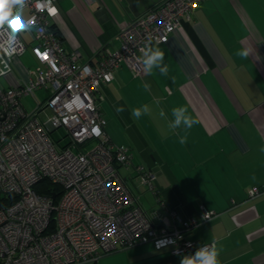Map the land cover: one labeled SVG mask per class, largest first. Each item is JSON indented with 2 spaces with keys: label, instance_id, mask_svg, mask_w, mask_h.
<instances>
[{
  "label": "crops",
  "instance_id": "0c3cea01",
  "mask_svg": "<svg viewBox=\"0 0 264 264\" xmlns=\"http://www.w3.org/2000/svg\"><path fill=\"white\" fill-rule=\"evenodd\" d=\"M159 1L133 0L139 15ZM56 5L53 26L60 43L68 53L78 52L81 62L93 61L102 49L116 50L117 33L136 17L125 0H58ZM156 46L165 52L166 76L158 68L134 75L121 65L101 87L106 133L113 144L129 148L135 163L154 171L159 196L178 220L196 216L201 204L220 213L188 234L215 244L219 264H264V192L247 197L251 187L264 188V0H204ZM243 49L250 51L247 58L236 55ZM143 105L151 113L132 117L131 109ZM180 106L197 121L185 144L179 143L183 128L168 127L172 109ZM122 172L153 217L160 211L155 195L142 186L134 191L131 177ZM96 264H180V259L144 243Z\"/></svg>",
  "mask_w": 264,
  "mask_h": 264
},
{
  "label": "built area",
  "instance_id": "2783aa9c",
  "mask_svg": "<svg viewBox=\"0 0 264 264\" xmlns=\"http://www.w3.org/2000/svg\"><path fill=\"white\" fill-rule=\"evenodd\" d=\"M202 1L160 0L119 30L116 50L86 62L64 49L52 27L58 0H28L27 14L0 28V264H96L144 243L181 260L205 245L188 234L220 213L201 204L196 216L178 220L157 195L154 171L110 141L100 109L101 87L114 72L124 65L142 74L138 58L149 37L151 46L167 42ZM21 32L35 42L37 64L24 76L14 70L29 45ZM40 88L47 95L28 110L23 98ZM60 127L70 140L64 147L50 136ZM122 171L155 195L160 211L153 217ZM263 192L251 187L247 197Z\"/></svg>",
  "mask_w": 264,
  "mask_h": 264
},
{
  "label": "clouds",
  "instance_id": "9594fccd",
  "mask_svg": "<svg viewBox=\"0 0 264 264\" xmlns=\"http://www.w3.org/2000/svg\"><path fill=\"white\" fill-rule=\"evenodd\" d=\"M28 0H0V28H5L11 24V21L15 18L23 16V7L26 5ZM149 47L147 49L141 48L142 60L138 58L139 62L142 63L144 71L147 74H151L154 68H158L161 75L166 76L168 74V66L163 64L165 52L160 47L151 46V37H149ZM241 58H247L250 55L248 49H243L236 53ZM163 65V66H162ZM144 88L150 90V85L145 84ZM123 111L122 108L117 109ZM151 113V109L148 105L131 109L132 117L139 119L142 115H148ZM163 116V111L161 112ZM172 115L174 120L168 125L170 130H176L183 128L185 135L180 136L179 143H187V130L191 129L197 121L188 114V109L184 106H180L172 109ZM261 152H264V147H261ZM220 252L215 244L198 247L194 254L184 255L180 264H219Z\"/></svg>",
  "mask_w": 264,
  "mask_h": 264
},
{
  "label": "rangeland",
  "instance_id": "374dc122",
  "mask_svg": "<svg viewBox=\"0 0 264 264\" xmlns=\"http://www.w3.org/2000/svg\"><path fill=\"white\" fill-rule=\"evenodd\" d=\"M32 45H35V42H31L28 45L27 49L25 50L24 54L22 56H20L19 59H18L19 64H17V68H18L19 74L21 76L26 75V68L33 69V67H35L37 65L32 53H31V46ZM0 84H2V85L5 84V81H4L3 78L0 79ZM46 95H47L46 90H44L43 88H40V89H37L34 92V97L27 96V97L23 98V101L25 102L27 109L28 110H32L34 108V106H35V99L43 100V98ZM50 136L55 142H57V144L60 147H64V146H66V145H68L70 143L69 137H68L65 129L62 128V127L51 131L50 132ZM93 145H94V143H89V144L85 145L84 148L85 149H89ZM77 150H78L77 148H74L73 151L77 152ZM128 184L134 191L137 190L136 186H135L136 183L133 182L132 179H129Z\"/></svg>",
  "mask_w": 264,
  "mask_h": 264
},
{
  "label": "water",
  "instance_id": "95a60500",
  "mask_svg": "<svg viewBox=\"0 0 264 264\" xmlns=\"http://www.w3.org/2000/svg\"><path fill=\"white\" fill-rule=\"evenodd\" d=\"M128 4V8L133 12L134 15L138 16V12L135 8V4L133 2V0H125ZM138 3H140L141 5H145V0H136ZM158 1V0H157Z\"/></svg>",
  "mask_w": 264,
  "mask_h": 264
},
{
  "label": "trees",
  "instance_id": "16d2710c",
  "mask_svg": "<svg viewBox=\"0 0 264 264\" xmlns=\"http://www.w3.org/2000/svg\"><path fill=\"white\" fill-rule=\"evenodd\" d=\"M52 27H54V26H52ZM57 33V32H56ZM57 35H58V33H57ZM157 195H159V192H158V190H157Z\"/></svg>",
  "mask_w": 264,
  "mask_h": 264
},
{
  "label": "snow or ice",
  "instance_id": "6c2138e0",
  "mask_svg": "<svg viewBox=\"0 0 264 264\" xmlns=\"http://www.w3.org/2000/svg\"><path fill=\"white\" fill-rule=\"evenodd\" d=\"M54 11V10H53Z\"/></svg>",
  "mask_w": 264,
  "mask_h": 264
}]
</instances>
